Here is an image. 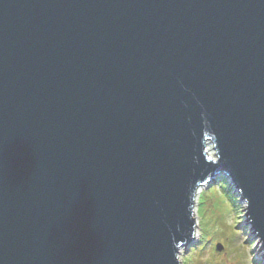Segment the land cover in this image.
Instances as JSON below:
<instances>
[{
  "label": "water",
  "instance_id": "1",
  "mask_svg": "<svg viewBox=\"0 0 264 264\" xmlns=\"http://www.w3.org/2000/svg\"><path fill=\"white\" fill-rule=\"evenodd\" d=\"M209 174L264 239V0H0V264H175Z\"/></svg>",
  "mask_w": 264,
  "mask_h": 264
},
{
  "label": "clouds",
  "instance_id": "2",
  "mask_svg": "<svg viewBox=\"0 0 264 264\" xmlns=\"http://www.w3.org/2000/svg\"><path fill=\"white\" fill-rule=\"evenodd\" d=\"M208 138L205 137L203 143ZM214 152L206 155L205 148L202 155L205 163L215 166L222 160V154L217 144H213ZM195 159V158H194ZM196 163L199 160L196 159ZM212 175L190 186L186 213L191 221L190 239L196 244L207 245L180 247L175 246V264H253L256 261V252L264 248V239L257 237L248 243L251 249L243 247V241L251 238L252 220L248 217L250 200L243 197V190L235 193L229 191L230 179L227 175L216 177L212 182ZM247 218V227H244ZM239 225V228H237ZM240 233H244L243 236ZM223 247H218L217 245ZM251 253V254H249Z\"/></svg>",
  "mask_w": 264,
  "mask_h": 264
},
{
  "label": "rangeland",
  "instance_id": "3",
  "mask_svg": "<svg viewBox=\"0 0 264 264\" xmlns=\"http://www.w3.org/2000/svg\"><path fill=\"white\" fill-rule=\"evenodd\" d=\"M212 153H213L212 146H208V155L212 154ZM230 186H229V191L235 193V190H232L230 188ZM244 227H247V221L246 220H245V223H244ZM237 228H239V225H237ZM240 235L243 236L244 233H240ZM256 237H257V235L254 233V231L252 229L251 238H250L249 241H247V239H245L243 241V247H247V248L251 249V245H249L248 243H251ZM192 246H203V247H206L207 245L196 244V242L194 241V243L191 246H189V247H192ZM217 247H218V250H219V247H223V246L218 244ZM251 250L256 252V261L253 262V264H264V258L262 257V255H264L263 249L261 251H256L254 249H251ZM249 254H251V253H249ZM236 264H243V262L242 261H237Z\"/></svg>",
  "mask_w": 264,
  "mask_h": 264
},
{
  "label": "trees",
  "instance_id": "4",
  "mask_svg": "<svg viewBox=\"0 0 264 264\" xmlns=\"http://www.w3.org/2000/svg\"><path fill=\"white\" fill-rule=\"evenodd\" d=\"M230 188H231L232 190H234L231 186H230Z\"/></svg>",
  "mask_w": 264,
  "mask_h": 264
}]
</instances>
